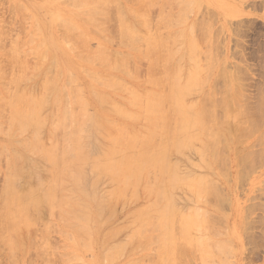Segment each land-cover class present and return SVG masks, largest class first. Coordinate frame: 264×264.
I'll list each match as a JSON object with an SVG mask.
<instances>
[{
    "label": "bare ground",
    "instance_id": "1",
    "mask_svg": "<svg viewBox=\"0 0 264 264\" xmlns=\"http://www.w3.org/2000/svg\"><path fill=\"white\" fill-rule=\"evenodd\" d=\"M169 1L173 2L174 0H169ZM61 2L63 4L68 3V4L72 5L76 12L70 11L68 16H65L63 13H60V14L54 16L56 26L58 27L57 30L60 29L62 31V34L61 33L59 34V36L60 35L62 36V41L59 44V49L63 53V58H64L66 64L73 65L72 66L73 68H77L78 65L83 66V67H84V65H86L89 70H87V71L84 70L85 75L88 77L91 74H93L92 79H93L94 83H92V88H93L92 95H93L94 100L99 105L103 104V106H104V103L109 104L111 101L109 96L105 92L106 87H108V89H109V88H111L109 86L116 85L117 88L124 89V85H122L123 81H121L122 83H120L116 79L114 80L113 79L114 77H111L110 75L105 74L104 76L100 77L98 75L99 74L98 72H97L98 74H95V72H94V71H96L94 69L95 67L98 68L99 71H110L111 68L113 67L114 68L113 71L119 70L123 74L128 73V74L132 75V76L127 75L132 80H138L140 77L139 74H138L139 76H137V74H136L137 72L136 73L133 72V71L138 70L140 68L133 66V68L135 69L134 70L131 67L133 65L132 60H129L128 62H125V60H123V61H121V63H117L116 61L113 60L112 57H110L112 55H110V53L108 52V48L106 47L107 42L103 43L104 46L98 48L97 50L93 51V50L89 49L90 48V40L92 38L97 39V40L105 38V37L101 36V33L104 31L107 32V30H106L107 25L112 20H114V21L111 22L110 27L112 28L113 27L112 25L117 24V28L114 27V29H115V31L118 30V33L121 36V38L123 39V41L126 42V44L128 43L130 45V47L133 48V49L131 48L132 50H134L136 48L135 51L137 50L141 56L149 58L152 66L148 68L149 71L147 70L148 71L147 75L150 72L151 77L148 75L150 78V79L149 78L148 79L151 81V85L153 87L164 86L166 84L165 83L166 80L167 81L169 80L168 82L170 83V85H171V83L173 84L174 82H175V84H173L174 86H173L172 90L168 91V93H167V90L169 89L170 85L169 86L167 85L168 87H164L166 89V91H165L166 93L161 92V93L155 94L154 92H146L144 94L137 95L136 93L132 92V90H130L131 95H133V103L137 107L140 108L141 112H142V108H143L144 112L151 115V118L148 119L150 122L151 128L147 132V134L144 136L143 135H141V136H138V135L129 136L128 135V128H126V127L125 128H119L120 130H117V128L116 129L114 128L115 126L113 125V123H111L110 121H108V122L106 121V113H111L109 111L105 112L107 110L104 111V109H107V108H105V107L102 108L103 106L100 105V107L102 109V112L100 114L95 115V116L89 115L88 108H87L88 102L83 98V95L79 89L80 87L78 88L77 87L78 85L75 86L76 80L72 74H69L66 77V80L69 79V81L67 80L68 85H69L68 90H66L68 85H67V87L64 88V90H63V88H62V90H59L57 88V83H58V80L60 78L58 76L61 75V73L63 72L62 68L60 66V58L59 57H57V58L52 57L55 55L53 54V51L51 49L49 39L45 34L46 32L39 30V28L36 27V25L38 26V22H36V24H34V26H33V28L35 27V29H33V32H31L30 38L25 43L26 47L28 46V44L36 43V45L33 46V50H32L34 55L37 56V60H38V62H36L37 65L34 64V66L36 65V67H33V65H31L30 62H29V64L31 66H29V64L25 65L28 63L26 60L27 58L26 59L24 58L25 64L21 63V61H20L21 57L20 58L18 57L20 60L19 59L16 60L19 52L18 53L17 52L12 53L11 57L9 56L10 54H6V56L8 55V57L13 61V63L16 62V64H17L20 61L19 62L20 64H17L14 68H11L12 66H10L11 61H10V63L7 62L10 64V65H8L9 68H11V69L16 68L17 69V70L15 69L16 70L15 73H12L13 75L11 74L12 78L10 80L11 84L14 85V87H16V88H18V86L20 85V83L22 81L27 82L28 75H29L28 71L30 69H32L30 67H33L35 70L36 69L41 70L46 65L45 62L48 59H50V57H52L51 62L48 64L49 65L48 66L49 71L46 70V73L44 74L43 80L41 81L43 92H42L40 97H35L34 95L32 96L30 93H28L26 91L22 90L23 92L19 93V92H15V90H14V93H12V97L9 95V97H11V99L8 100L7 102H4L5 100L2 97H1L2 98V101H1V98H0V106H2L4 104L5 107L8 106V107H6L7 109L8 108L11 109V110L9 109L10 111L8 110V112H11V114H10L11 117L9 120H10V123L12 124L13 128L10 129V131H8V133L12 136L17 137V136H23L28 131L29 132V139L24 137L17 142V145L21 146V147L20 146L19 147L22 148L23 152L28 153V154L33 153L32 154L33 156L37 155V159L29 160L30 158L29 159L26 158L25 156H23L19 152H17V153L12 152L14 154L13 155L14 156V163L11 164V162H9V170L10 171H9V175H8L4 185L2 186L3 190H2L1 195H2L3 200L1 202L2 204L0 205L1 206L0 207V211H1L0 218H2L0 221V224H2L1 227L4 226L3 228H0V229L3 230L5 228L7 230V232L9 233V234L7 233L9 235L7 237L9 249L11 250V252H14V254H16L18 252L17 250L19 249V247H24V244L22 246H20L19 242L12 237H13V235H16L20 230H23L25 228H26L25 230H28V228H30L32 225L37 223L39 217L42 216V214H43L42 213L43 210H41V209H43L42 208L43 204H47L49 206V208H51L52 210L60 212L62 215L72 214V216L71 215L70 216L72 217L74 222L73 223L71 222L72 223L71 226L69 224L66 227L70 226L71 229L73 228L75 230V232L79 235V241H81L82 239H86V238L90 237L89 236V227H90V223H91L90 204H89V202H86L84 200L85 198L91 199V200H93V202H95V204H96V215L100 219V225H102V227H103V225L107 223V220L105 221L103 219L104 214L108 213V214L112 215L113 212L115 213L116 210H119L118 207H117L118 209L117 208L113 209V206H112L113 200L116 197L117 198H125L129 193L138 197L139 196L138 192L142 188L143 190H145L146 193L154 196L155 205L158 207V210L154 211V212L152 211V212L154 214H156V213H159V214H158V217H154V218L144 217V215L142 216V214H141L139 216V220L141 221L140 223L142 224V225H140L141 226L140 228L141 229L146 228L145 232H154V231H157V229L159 231L160 230L164 231L163 235L165 236V238H163V239L165 240L166 243L168 241H170V243L167 246L170 245L169 248H171V249H168L167 246H164L165 250L168 249V251H166L168 253L164 252V254L165 253L166 254L170 253L169 255L172 254L171 253L172 251L171 252H169V251L172 250L171 245L174 244L175 242H177V244L175 243L176 244L175 248L177 247V245H181V248L184 246L187 249H184V247L182 249L187 251L189 249V247H187V245H185L186 244L185 240H184L185 242L184 241L179 242V239L181 237H178L179 239L176 238L175 241H174L175 237L172 238L173 235H176L177 232L181 231L180 229L178 230V227L180 228V225L175 229L177 231L173 232V235L171 238H170L171 232L169 231V229L174 227V226H177V225H175V223L180 222L183 230L179 233H180V235L182 234L185 238H187L185 236V233L187 234V232L189 231V229L192 228V226L194 227L196 225L195 227H198L197 228L198 230H200V228H201L200 227L201 223L198 225L197 224L198 220L197 221L195 220V218H198L199 213H197V214L193 213V215H197V217L193 216V218H191L188 216V217L180 218V215L178 216V210L175 208V206L172 202V193L177 188L179 189L180 186H183V187L185 186L186 189L188 188V189L193 190V192H195L197 198L200 199L203 197L204 194L208 193V194L212 195L211 191H212V189L214 190V188L212 186H213V184H215V183H213L215 180H213V182H212V179H210V177H208V176L205 177L204 179L209 178L211 180V181L209 180L208 182L209 183L212 182V185L211 184L209 185L208 183H206V185L207 184L208 185L204 186L203 182L205 180L203 181V179H200L199 178L200 175L194 179H189L188 177L180 175L179 171H178V167L174 164L175 160L171 161V159H173L171 156L174 153L177 156H179L180 154H185L187 152L189 153V151H194V152H192V154H195V152H196L198 154V156L199 155L201 156L202 160H200V158H197L198 156H196V157L194 156V158H197V161L200 160L201 164L205 163V164L210 166L209 163L215 164L216 162H218V164L220 166L221 163L222 164L225 163L222 160L226 159L225 160L226 164L229 165V163H228L229 161H228V157H227L228 155H224L225 158L224 159L222 158V154H223L222 150H225L223 152L227 151L226 150L227 147H226L225 143H230V142H240V143L242 142L243 143V141H245V140L252 139L253 142H252L251 146L249 145L250 147L249 146H248L249 148L247 147L246 152L237 158L238 159L237 162L240 164H243V162L249 161L251 159H252V162L255 159H257V160L263 159L264 156H262V155H264V120L262 121V118H260L262 116H257V118H259L258 121H260V119H261V121L258 122V125H259V123H262L263 126L259 127L257 125H254V123H252V121L255 120L254 119L255 117L252 118L251 115L248 113L249 111H251L250 110L251 108L246 109V107H249V105L247 106L246 103L243 104V107H242V108H245L247 110V111L245 110L246 112L243 111L244 109H238L236 113L234 112L231 114L232 105H236L235 107L238 108V102L240 103L241 96L243 95V94H241V96H239L240 95V89H243V88L239 89V87L238 88L234 87L235 89H232L231 85H230V88H228L229 86L226 87V91L224 90V87L222 89L223 91H220V94L222 96L224 95L223 97L221 95H218L219 93L216 92L218 90L215 91L217 93L218 99H217V96L215 98V97H213L212 94L209 93V94H206L207 96L203 97V100L197 104L195 102V104L189 105L185 102V100H184L185 96L190 98L189 96H192V95H190V93H192L193 90H195L196 88L200 87V85L203 82L201 76L199 75V68L197 67L198 57L200 55L199 53L201 52V51L198 52L197 47L198 46L203 47L205 43L203 42V39H201V41H199L200 43L198 42L199 44L195 43L192 34H190L192 37L187 36L186 40H187V44H188V50L186 52H184L183 54H181V58H180L182 60H184V59L186 61L188 60V62H190V64H191V69H190V72L188 74L189 77L187 78L186 81H184L185 84L183 86H180V84H179L181 78L178 80V77H180V74L182 73V68H181V66H178V65L175 68V71L173 70V72H174L173 76H172L174 79L173 81H170V76L166 77L165 76L166 74L164 75V77H166L167 79L166 78L163 79L164 77L160 74L161 78L164 80V84L162 82L163 81L162 79L156 78L159 75L158 76L156 75V77H155V73H159L160 70L162 71L161 73H163L164 71L162 69L166 70L165 66H168L169 64H171L173 57L176 55V51H173L172 47L178 43L175 42L176 44L175 43L171 44L170 43V41L172 40L171 35H170V37L168 36L169 37L168 38V37H166L167 36L166 34H165L166 36L164 35V33L163 34L161 33L162 36L159 37V35H161V34H158L156 36L154 34L143 35V34H141V32H139L138 27H147V26L152 25V24L148 23V19H145L146 15L148 14V11L150 10L148 5L151 4V0H149V1L148 0L138 1V3L135 4L136 6L138 5L137 9L127 8V11H126L125 7L121 4H119V2L117 3L116 0H67V1L63 0ZM156 2H158V1H156ZM156 2H153V5L156 4L155 6H158ZM191 2L192 1H190L189 4H192ZM167 3H168V0H167ZM182 3L183 2H180V4L177 3V4L173 5L174 4V2H173L171 4L168 3V5H170L171 10L173 8L172 11H174L178 7V5H181ZM164 5H162V7ZM187 5L180 7V9H179L180 12L178 11L179 13H176L175 15H177V16L181 15L180 17L183 18L185 15H187V13L190 14L191 13L190 11H192L193 9L192 10L190 9V11L187 12L185 15H184L185 12L184 13L182 12L183 10L187 11V9H188ZM175 6H176V8H175ZM144 8H146V9H144ZM19 9H20V13L24 12L23 7H22V9L21 8H19ZM168 9L169 8L165 9L166 12H164V14H166V13H168V15L170 14L169 12H171V10H168ZM155 10L158 11V9L156 7H154V10L152 9L151 12L153 13V11H155ZM201 11L202 12L204 11L203 7H202ZM181 12H182V14H181ZM149 13H150V11H149ZM160 13L162 14V12H160ZM208 13H209L208 15L211 16V14L213 12H210V10H209ZM204 14L205 15L200 14L201 16L198 15V18H201L202 16L206 17L207 16L206 12ZM129 15H131L133 22L129 20ZM157 15H158V12H157ZM212 15H214V14H212ZM147 18H149V17H147ZM154 18L155 17H151L152 20H154ZM171 20H172V18L170 19V21L169 20H167V21L172 23ZM183 20L184 19H181L178 21H183ZM187 20L185 18V20L183 22H186ZM178 21L177 22L173 21V23L176 22V24H177ZM212 21H214V22L211 23L210 20H208V22H207V20H204L203 23L201 22V25H203V27L207 26V28L205 27V29H204L202 26H200L199 29L202 30V28H203V31H205L204 33H202L203 31L200 32L199 29L197 30V28H198L197 27L196 33H198L197 31H199L200 35L202 33L203 34L202 36L208 37L207 34L210 32V30H208V28L209 27L211 28V26H213L212 24L215 23V19L213 18ZM158 22L159 21L155 22V25H157L156 27L159 26V28H163L169 24L168 22H167V24H165V21H164V23H162V21H161V23L160 22L158 23ZM183 22H181V24L180 23H178V24L180 26H182V25H184V24H182ZM114 23H116V24H114ZM156 23H158L159 25ZM160 24L161 25L163 24L162 27L160 26ZM155 25H153L152 27H154ZM196 26H197V24H196ZM84 27L88 28V31L90 32V33L88 32L89 33L88 35L89 36L91 35L90 37H87V35H86V29L87 28H84ZM2 28L3 27L1 26V30H4ZM111 28H109V31L113 30ZM167 28L169 29L171 27L167 26ZM190 28L191 29L193 28L192 24H190V27L188 28V30ZM60 30L58 32H60ZM83 30H84V32H83ZM156 30L157 29H155V32H156ZM216 30H217V28H216ZM4 31H0V32L1 33L3 32L2 34H4ZM150 31H152V30H150ZM206 31H209V32L207 33ZM175 32H179V31L177 30ZM175 32H174V34H177ZM181 32H183V30L180 31V33ZM213 32L216 34L215 30ZM112 33H113V31H112ZM214 33H213V35H215ZM5 34H6V32H5ZM6 35H4V38L2 37L3 39L1 38L2 35L0 36V40L3 41L2 43L5 42L4 40H6L5 39ZM109 35H112V34H110V32H109ZM181 35L182 34L177 35V38L179 36L181 37ZM8 36H10V35H8ZM200 38H198V39H200ZM72 39L73 40L75 39L77 41V43L75 45L71 44V43H67V42L73 41ZM173 39H174V37H173ZM213 39H215V38H213ZM196 40H197V38H196ZM14 41L16 42V40H13L10 42L11 43L10 45H12V47H13V44L15 45ZM173 41H175V40H172V42ZM124 42H120V43L123 44ZM213 42H214V44H216L215 43L216 40H214ZM120 43L118 45H120ZM219 43L220 42H218V44ZM65 44L66 45L70 44V45H74V46L70 47V45H69V48H67ZM126 44L120 45V46L129 47L128 44L127 45ZM179 44H181V43L179 42ZM208 44L209 43H207L208 48H206L207 46L205 47L206 53L203 52V56L204 55L208 56L210 54V52L208 50H206V49H209L210 44L209 45ZM214 44H213V46H214ZM22 45L24 48V46H25L24 43ZM2 46L3 45L0 46V50H1V48H3L5 51L6 48H4V46L3 47ZM17 46H19V45L18 44L16 45V49H17ZM182 46H183V44L180 47H182ZM213 46H212V48H213ZM143 47H144V49H143ZM180 47L177 45V49L178 48L180 49ZM214 48H215V46H214ZM131 49H129V50H131ZM216 49H217V51H216ZM216 49L214 51L215 54L213 53L214 56H212V59L214 58V60L216 59L215 56L218 59L221 57V55L218 53V49H220V47L217 46ZM9 50L7 51L8 53H9ZM181 50H182V48H181ZM7 52H5V53H7ZM84 52H85V54H84ZM216 52L220 56H217ZM33 53L30 54V56L33 55ZM26 54H27V52H26ZM126 55L128 57H130L128 54H126ZM20 56H21V54H20ZM33 57H35V56H33ZM116 58H118V56H116ZM2 60H1V63L3 62ZM208 60H209L208 58H206V60H205V65H207V66H208V64H206V63L208 62ZM213 61H211V62L213 63ZM216 61H217V59H216ZM216 61L212 64V66L215 67ZM4 62H5V60H4ZM178 62L179 61L176 60V64H178ZM125 63H129V66H127V64L125 65ZM143 63L138 62V64H140V65ZM114 64L116 67L114 66ZM161 64L164 65L163 68H162ZM190 64H189V66H190ZM18 65H21L23 67L20 68V66H18ZM124 65H125V67H124ZM4 66L6 67L7 65H3L1 67H4ZM147 66H150V63L149 64L147 63ZM160 66H161V69L159 70L158 68H160ZM5 67H4V69H5ZM128 67H129V69H128ZM130 67L132 68L131 71H130ZM219 67H220L221 71L219 69L218 72L220 74L218 73V75H220V77L223 78L224 69L222 70V68H221L222 66H219ZM7 68H6V71L8 73L9 72L11 73L12 71L7 70ZM145 68H147V67H145ZM209 68H210V66H209ZM226 68H227V66H226ZM18 69L20 71L19 73H17ZM127 69L129 70L130 73L126 71ZM1 70H3V68L0 69V77L2 76L4 78L5 75H3V74H7V72L4 71V72H6V73H4ZM140 70H138V73H140L139 72ZM51 71L55 72V75H51V73H52ZM168 71H170V70H168ZM222 71H223V73H222ZM132 72L135 73L136 75L133 74ZM230 72L231 71L229 70V76H230ZM210 73H213V70L210 71L209 74ZM233 73L235 74V72H233ZM221 74H222V76H221ZM237 74L239 75V73H237ZM205 75H206V73H205ZM8 76H9V74H8ZM146 76H145V78H146ZM217 76L215 78H217ZM7 77L5 76L4 79H7ZM210 77H211L210 75H209V77L207 76L205 81L207 79L210 80L209 79ZM220 77H218V78H220ZM238 78H236V79H238ZM149 80H147V81H149ZM208 80L204 83V85H206ZM214 81H213V83H214ZM217 84H219V83H217ZM12 85H10V86H12ZM4 86H6V85H3V87ZM4 88H7V87H4ZM114 88L115 87H112V90ZM128 88H129V86L127 87V90H129ZM9 89H11V87ZM116 89L114 91H119V89L118 90H116ZM157 89L160 90L161 87L157 88ZM121 90H120V92H121ZM221 92H223V93L225 92V94H222ZM262 93H264V89H263V92H261V94ZM122 94H124V93H122ZM219 96H221V98ZM263 96L264 95H260L258 100H260V99L261 100L259 101L258 104L256 103L257 105L255 104V107L260 106L259 104L261 101L263 102V99H264ZM242 97L245 98V95ZM119 99H120V97H119ZM245 100L248 103L247 99H245ZM126 101H129V100H126ZM190 101H189V103H190ZM130 103L128 102V104H130ZM115 104H117V103H115ZM141 104H143V107ZM47 105L52 106V113L50 112L51 115L48 118L44 117L42 114L43 109H46L45 107H47ZM4 106H2V107H4ZM108 106H106V107H108ZM263 106L264 105H262L261 107H263ZM111 108H113V107L109 106V109H111ZM217 108H220V109H217ZM1 109H3V108L0 107L1 114H2V112H4V115L6 116L7 109H6V111L4 109L3 110H1ZM113 109H114V112L118 113V114L114 113L115 115H119V116H123V117H133V115L130 112H128V110L121 109L119 107H114ZM257 109H259V108H257ZM217 110L218 111L220 110L219 112H221V113L223 111L222 114L223 115L225 114L223 120H221V118H220V117H222V116H220L222 114L220 113V115H219ZM110 111H112V110H110ZM230 114L232 117L233 116L237 117V123L230 122L231 121L230 120ZM262 114L264 116V113H262ZM2 116H0L1 119H3V117H4V116L3 117ZM8 117H7V120H8ZM257 118H256V120H257ZM137 119H139V121ZM140 119H141V117H136V121L140 122ZM245 119L248 122H246ZM252 119H254V120H252ZM48 120L51 121L49 134H50L51 139L53 140V144L50 147L45 146L42 143V141L40 140V137L42 136L40 134V132L42 131L43 127H45ZM132 122H135V121H132ZM114 124H115V121H114ZM252 124L254 126H257L259 129H256L257 127H255V129H254ZM140 128H142V127L140 126ZM0 129H2V128H0ZM143 129H145V127H143ZM220 129H221V131H220ZM6 132H7V130H6ZM60 138H62V139L60 140ZM91 139H93V144L94 145L96 144V146H93V144L92 145L90 144ZM197 144H199V147H197ZM89 145L93 146L95 149L97 148L96 151L95 150L93 151L92 150L93 147H91V146L89 147ZM236 147H239V144H237ZM256 147L258 148L257 150H255ZM240 148H238V149H240ZM242 149H245V147ZM239 151L235 152V154L237 155V153H239ZM5 155H6V153H5ZM0 156H3V155H0ZM7 156H8V153H7ZM258 156H259V159H258ZM180 157L182 158L181 155H180ZM0 158H3V157H0ZM184 158L186 159L187 157L184 156ZM174 159H175V157H174ZM185 159H184V162H185ZM1 160L2 159H0L1 163H5L4 160H3L4 162ZM177 160H179V159H177ZM193 160H196V159H193ZM6 161L8 162V160H6ZM186 162H187V160H186ZM177 164H178V162H177ZM185 164H187V163H185ZM192 164L196 165V166L195 165L192 166L193 170L191 172L193 174L194 170H196L197 167H198V169L201 168V166H198L196 161H195V163L193 161ZM218 164L216 166H218ZM245 165L248 168V170L253 169L252 168L253 164L252 165L251 164H248V165L245 164ZM260 165L261 164H259V166L254 165L253 167H254V169H256V167L258 168V167L262 166V165L261 166ZM249 166H250V169H249ZM44 167H47V169L49 171V172L47 171V173H50V175H51L50 178L44 177V170H46V169H44ZM195 167H196V169H195ZM220 168H224V167L221 166ZM242 168H244V170L247 169V168H245V166H241L240 169H242ZM5 169H7V168H4V170ZM183 169L185 170L186 168H183ZM207 169H211V168L210 167L208 168V166H207ZM228 169H229L228 167H227V169H225L227 174H229L227 171ZM199 170L203 171L202 168ZM244 170H242V173L238 172V173H240L239 178L241 177V174H242V176L244 174H246V172H244ZM211 171H213V170L211 169ZM5 172H6V170H5ZM188 172L191 174V172L189 170H188ZM6 174H7V172H6ZM194 176L195 175L193 174V177ZM106 177L110 178L113 183L118 185V188L114 191V193H112L113 187L111 188L112 191L109 189L111 192H109L106 189H104L106 191L101 189L102 192L104 191L103 194L105 196L103 195V197L98 198L97 197V191H98L97 188L99 186V183H101L100 181ZM241 178H244V177H241ZM225 180H226V178H225ZM247 180H248V178H247ZM89 181H90L91 185H90ZM206 181H207V179H206ZM68 183L72 184V187L74 188V190L72 192L69 191L72 187L65 188L66 184H68ZM82 183H84L86 186L89 185L88 189H90V186H91L90 190H92L91 191L92 195H89L87 193V191L81 187ZM105 183L106 182L101 183V184L103 185ZM102 185L99 188L103 187ZM219 187L221 188V186H219ZM219 187H215V188L220 189ZM181 190H182V188H181ZM107 191H108V195H107ZM178 191L180 192V189ZM215 191H213V192H215L216 194H217V191L219 192V190H215ZM99 192H100V189H99ZM183 193L188 195L189 192L187 193V191L185 192L183 190ZM100 194H101V192H100ZM215 195L213 197L208 196L209 198H207V197H203V198H207L205 200L210 202V198L213 199L215 197ZM217 195L219 196L220 193ZM217 195H216V197H218ZM226 195H227V193H226ZM226 195H225V197H226ZM174 196H176V195L174 194ZM192 196H194V195H192ZM192 196H191V201H192ZM89 197H91V198H89ZM225 197H223V195H222L221 198H224L223 200H225L226 199ZM150 198H151V196H150ZM150 198H149V200H151ZM197 198L195 200H197ZM219 199H218V203H219ZM223 200L221 202H223ZM206 201H205V203H208ZM213 201L215 202V200H213ZM177 202H179V200ZM194 202H196V201H194ZM197 202H199V201L197 200ZM221 202H220V204H221ZM209 204H212V203L210 202ZM142 205L143 204L140 203L138 205V207L139 208H140V206L144 207ZM200 205H201V203H200ZM213 205H211V206H213ZM124 206H122V207L120 206V207L123 208ZM114 207H116V206H114ZM131 208H132V206H131ZM213 208L214 207H212L211 209H213ZM140 209L137 210V208H136L137 211H140ZM195 209H197V208H195ZM182 210H184V209H182ZM192 210H193V208H192ZM48 211L50 212L51 210L48 209ZM49 212H48V215H50ZM2 213H3V215H1ZM118 213H119V211H118ZM131 213H134V212L132 211ZM136 213L137 212H135L134 215ZM200 213H202V215L204 216L203 211ZM149 214H151V212H149ZM207 214H209V213H207ZM187 215H189V214H187ZM205 215H206V213H205ZM177 217H178V219H177ZM215 217H216V215H215ZM215 217H208V218H210V220H211V218H213L211 220L212 222L207 217L206 218L213 225V224H215V223H213L214 220L216 219ZM101 219H103V220H101ZM217 219H219V217ZM4 220L6 221L5 224L2 223V221L4 222ZM120 221H118V222L120 223ZM201 221L204 222L205 220H201ZM206 222H208V221H206ZM218 223H219V221H218ZM52 224L53 223H51L50 226ZM65 224H67V222ZM208 224L207 225L202 224V225L207 227V226H209ZM221 224H223V223H221ZM36 225H37V227L35 228L36 230L39 226H42L41 228L40 227L38 228V230H37L38 232L41 230L42 232L44 231L43 233L46 234L45 231L51 230L50 231L51 233H52V229H53V232L55 231L54 230L55 229L54 224H53L54 226L52 225V227H53L52 229L50 226H49L50 228L48 227L49 230H47V228H45L46 226H44V224L40 225V223H38ZM92 226H93V224H92ZM120 226H122V225H119V227ZM123 226H125V225H123ZM119 227L111 229V231L113 230L112 232L106 231L105 233L111 234V233L115 232L114 230L122 228V227L121 228H119ZM206 227H205V229H206ZM212 227H214V225ZM216 227H217V225H216ZM149 228H152V230L148 231V230H150ZM223 228H221V229H223ZM57 229L58 228H56V230ZM126 229H128V228H126ZM154 229H156V230H154ZM165 230H168V232H170V233L166 232ZM143 231L144 230H142L141 232L143 233ZM213 231H216V230H213ZM223 231H224V229H223ZM58 232L55 231V233H58ZM61 232H59V233L61 234ZM192 232H193V230H192ZM196 232L197 231H195L193 234H195ZM3 233H2V231H0V235L1 234L3 235ZM105 233H103V236L106 235ZM197 235H199V233ZM67 236L68 235L65 234L66 238H67ZM134 236H136V235H134ZM213 236L216 237L215 234H213ZM218 236L220 237V235H218ZM2 237H3V239H0V242L2 240V244H4L3 246L5 247V243H3V242H5V240H4L5 237H4V235ZM19 237L21 238V236H19ZM70 237H71V235H70ZM154 237L153 238L147 237V238H150V240L154 242L156 240ZM190 237L193 239H196V240L195 241L193 239L191 240ZM190 237H189V239L187 238L190 242H196L197 243L198 241L202 240V239H200L197 241L198 238L196 236L195 237L190 236ZM204 237H201V238H204ZM68 238H69V236H68ZM147 238L143 237L142 239H144V241H145V239L148 240ZM32 239H31V241H32ZM38 239L41 240L40 238H38ZM38 239H35V240L33 239V241L38 243L37 242V241H39ZM71 239H72V237H71ZM108 239H109V237L105 236V238L103 240L104 245H106ZM131 239L133 240V238H131ZM20 240H22V239H20ZM150 240H148V241H150ZM157 240H158V242L160 241V239H157ZM172 240L174 241L173 243H172ZM33 241L30 242V244H32ZM83 241H84V243H83V245H81V247L83 249L86 248L87 250H90V245L88 247L89 249L86 246L84 247V245H88L89 239L88 240L86 239ZM140 241L138 243L139 245L142 243ZM214 241L216 242V240H214ZM214 241H211V242H214ZM161 242H163V241L161 240ZM202 242L204 243V241H202ZM217 242L220 245L219 246V245H217L218 243H215V245H217V248L214 247V250H216L217 252L213 251V245H210L211 247L210 246L209 247L211 249V252L218 254L219 252L222 253V250H223V253L225 251V254L226 255L228 254L230 256L231 253L229 254L230 250H227V246L231 247V245H227L225 247L222 246L224 243L229 244L230 242L227 243L228 242L227 240L225 242L222 241L223 243L222 242L220 243V241H217ZM21 243H24V242L21 241ZM39 243L44 245L43 242H41V241H39ZM39 243H38V245H39ZM49 243H45L46 245H44V246H42V245L38 246L37 245L38 247H41V248L43 247L42 249L45 250L46 256H49L48 252H50V251H51L50 255L55 254L53 249H52L53 247L50 246L51 243L50 244ZM70 243L75 245L72 240L70 241ZM79 243H81V242H79ZM116 243H118V241ZM182 243H184V245ZM198 243H201V242H198ZM33 244H32L33 246H29L30 249H31V247H32V249H33V247H35V248L37 247L35 243H33ZM47 244H49V245H47ZM211 244H214V243H211ZM116 245L118 247L121 246L118 249L119 251L121 249H123L122 245L127 246L125 243L122 244V242H120V244L118 243ZM139 245L135 244V246H139ZM112 246H114V244ZM112 246H111V248H113ZM135 246H134V248H132L133 250L135 249ZM148 246H150V245H148ZM192 246H193V244H192ZM221 246L223 248H221ZM60 247H61V249H62V247L65 248V245H62ZM66 247L68 248L69 246H66ZM155 247H156V249L152 248V250H158L159 251L160 249H157V248H160L161 246L160 247L155 246ZM202 247L207 248L208 246H206V247L202 246ZM202 247H199V249H198V246L197 247L195 245L193 246L195 251H197L196 252L197 253V259H201V257L199 255L202 253V251H201ZM218 247H220L219 249H221V251L219 250V252L217 250ZM230 247H228V249ZM41 248H38L39 253L37 251L38 249L36 248V250L34 251L35 256L30 251V256H31V254L34 256V257L31 256L33 258H35L38 254H41V256L42 255L44 256V250H42ZM108 248H109V246H108ZM114 248L116 249V247H114ZM148 248L144 249V250L142 249V251L148 250ZM162 248L163 247H161V249ZM46 249H48V250L52 249V250L48 251ZM113 249H111V250H113ZM164 249H163V251H164ZM173 249H174V247H173ZM176 249H174L175 253H177V252L179 253V251H177V250H181L180 246H179V249H177V250ZM4 250H5V248H4ZM226 250H227V252H226ZM186 251H184L182 253L183 255H181V256L175 255L174 259L177 260V258L178 259H179V257L182 258L185 255L187 256V258L190 257L189 256L190 254L188 255ZM21 252H23V250ZM46 252L48 255L46 254ZM120 252H123V250ZM131 252L132 251L130 250L129 253H131ZM185 252H186V254H185ZM198 252H199V254H198ZM105 253H104V256H106L108 254V253H106V255H105ZM110 253L112 254V252H110ZM190 253L192 255L194 254L192 249H191ZM203 253L201 254V256L203 255ZM58 254L56 256H53V257L58 258ZM113 254L115 255V253H113ZM113 254L111 256L112 261L114 258ZM11 255H10V258H12ZM16 255H15V257L17 258ZM156 255L163 259V256H160L159 253ZM59 256L64 257L61 254H59ZM68 256L69 255H67V257ZM108 256H110V255L108 254L106 256L109 259ZM165 256L166 255H164V257ZM194 256H192V257H194ZM198 256H199V258H198ZM15 257H14V259H15ZM31 257H29V254H28V258L31 259ZM75 257L79 258L77 256H75ZM151 257L155 258V254L150 256V258L146 257V260H147V258H148V261L152 260ZM33 258H32V261L26 259L27 262L29 261L27 264H33V262L35 260V259L33 260ZM70 258L73 260L68 258V259L64 260L63 262L70 263V261H74L76 259V258H72V257H70ZM49 259L42 261V262H44L45 264H48V263L52 264V262L54 263V261L57 260V259H54V261L52 260L49 262L48 261ZM60 259H58V262ZM111 259H109V260H111ZM138 259L140 260V258H138ZM157 259L160 260V258H157ZM164 259H163L164 262L156 260V263L159 261L158 263L161 262V264H169V263H171V261H173V260H171L172 257L167 258V260L166 259L164 260ZM184 259H185V257H184ZM190 259L191 258H189L188 260H190ZM204 259H206V258H204ZM207 259H206V262L205 261L204 262L210 263L211 260L208 261ZM220 259H223V258L221 257ZM9 260H11V259H9ZM80 260H81V258H80ZM117 260H118V258H117ZM134 260H135V258H134ZM134 260L132 259L129 262L134 261ZM141 260H142V257H141ZM146 260H144V261H146ZM17 261L18 262L20 261L19 257H18ZM60 261H62V259ZM115 261H116V259H115ZM136 261L137 260H135L134 262H136ZM165 261H169V262H165ZM199 261L196 260V262H199ZM218 261H219V259H218ZM11 262L12 261H10V264H16L14 262V260L12 263ZM76 262H78V261H76ZM200 262H201V264L203 263V261H200ZM212 262H215V261H212ZM38 263H40V262H38ZM105 263L107 264L108 260H107V262L105 261ZM110 263L111 262H109V264ZM219 263H222V260H220ZM223 263H226V262H223ZM147 264H149V263L147 262ZM152 264H155V262ZM214 264H217V263L215 262Z\"/></svg>",
    "mask_w": 264,
    "mask_h": 264
},
{
    "label": "rangeland",
    "instance_id": "2",
    "mask_svg": "<svg viewBox=\"0 0 264 264\" xmlns=\"http://www.w3.org/2000/svg\"><path fill=\"white\" fill-rule=\"evenodd\" d=\"M61 1H63V0H0V31L5 30L4 34H2L3 32L2 33L0 32V36L2 35L1 38L2 37L4 38V35L7 34L5 36L6 40H4L5 41L4 43H2L3 41L0 40V46L3 45L4 48H6V49L9 47L7 50L5 49V51L3 48H1V50H0V59L1 60L3 59L2 63L0 60V65L1 66L7 65L6 67L4 66L5 69H4V67L0 66V69L3 68V70H1L2 72L6 71V68L8 67V65H10L9 64L10 61H11L10 66H12L11 68H14L17 64H20L19 63L20 61L22 64H25L24 58L25 59L27 58L26 60L28 62L25 65H28L30 62V64L33 65V67H36V65H37L36 62H38V60H37V56L34 55V53L32 51L33 46H35L36 43H31V44L27 43L28 44L27 47H26L25 43L30 38L31 32H33V29H35V27L33 28L34 24H36V22H38V26L36 25V27H38L39 30H41V31H45L46 32L45 34L49 39L51 49L53 51V54L55 55L52 57H55V58L59 57L60 58V66H61L63 72L61 73V75L58 76L60 78H59L58 83H57V88L59 90H62V88H63V90H64V88L67 87L68 81H69V79H67L68 81L66 80V77L69 74H72L76 80L75 86L78 85L77 87L78 88L80 87L79 89L83 95V98L88 102L87 108H88L89 115L95 116V115H98L102 112L100 105L103 106V104L99 105L93 98V95H92V90H93L92 83H94L93 79H92L93 74H91L88 77L85 75L84 70H86V71L89 70L86 65H84V67L78 65L77 68H73L72 67L73 65L66 64L65 60L63 58V53L59 49V44L62 41V36L61 35L59 36V34L60 33L62 34V31L60 29L57 30L58 27L56 26L54 16H56L60 13H63L65 16H68L70 11H75L74 7L72 5H70L68 3L63 4ZM138 1H143V0H137V1L136 0H127V1L126 0H116L117 3L119 2V4H121L125 7L126 11H127V8L137 9L138 5L136 6L135 4H137ZM156 1H158L159 3ZM190 1H192L191 2L192 4H189ZM153 2H156L158 6H155L156 4L153 5ZM173 2H174L173 5H175L177 3L180 4V2H183V3L181 5H178L177 8H176V6H177L176 5L175 6L176 10L172 11L173 8L171 10V8H170L171 6L168 5V3L171 4ZM173 2H171L169 0H168V3H167V0H151L152 5L151 4L148 5L149 9H150V10L149 9L148 10L150 11L151 14L147 10L148 14L146 15L145 19H148V23L152 24V25L147 26V27H138L139 32H141V34H143V35L154 34L156 36L158 34L164 33V35L165 34L167 35V36L165 35L166 37H168V36L170 37V35H171L172 40H175L173 42L171 40L170 41L171 44H174L175 42L178 43V44L175 43L176 45H174L172 47V50L176 51V55L173 57L171 64H169L168 66H165L166 70L162 69L164 71L163 73H161L162 71L160 70L161 66H160V68H158L159 67L158 66L157 68L160 71H159V73H155V77H156V75L157 76L159 75L156 78L162 79L160 74L163 77L166 74L165 76L166 77L170 76V81H173L174 80L172 77L173 73H174L173 70L175 71V68L178 65V66H181V68H182V73L180 74V77H178V80L181 78L179 84H180V86H183L185 84L184 81H186L187 78L189 77L188 74H189L190 69H191V64H190V62H188V60L186 61L185 59L184 60L180 59L181 54H183L184 52H186L188 50V44H187V40H186L187 36H190V37L193 36L195 43H198L199 41H201V39H203V42L205 43L204 46L201 44L203 47H199V46L197 47L198 52L201 51L199 53L200 55L198 57L197 67L199 68V75L201 76L203 82L200 85V87L196 88L195 90H193L192 93H190V95H192V96H189L190 98L185 96V99H184L185 102L189 105L195 104V102L197 104L203 100V97L207 96L206 94H209V93L212 94L213 97L216 98L217 93H219L218 95H221L220 91H223L222 90L223 87H224V90L226 91V87L229 86L228 88H230V85H231L232 89H235L234 87H236V88L239 87V89L243 88V89H240V95L239 96H241V94H243L242 96L245 95V98L241 96L240 103L238 102V108L235 107L236 105H232L231 114L234 112L236 113L238 109H244L243 111L246 112L247 108L248 109L251 108L250 109L251 111L248 112L251 115V117L252 118L255 117L254 119L256 120L257 116H262L260 118H262V121H263L264 116L262 113H264V106L263 107H261V106L264 105V99H263L264 96H263V98L261 97L263 99V102L262 101L260 102V104H259L260 106L255 107V104L256 103L258 104L259 101L261 100V99L258 100L260 95H264V93L261 94V92H263V89H264V0H176V1L174 0ZM162 5H164L163 6L164 8L166 7V8H169L168 10H171V12L168 11L171 15L170 14L168 15V13L164 14V12H166V10H165L166 8L164 9L162 7ZM184 5L188 6L187 11H184V10L182 11L183 13L185 12L184 15L187 12H189L190 9L191 10L193 9L192 11H190L191 13L190 14L187 13V15H185V16L183 15L184 16L183 18L180 17L181 15L180 16L175 15L176 13L180 12L179 11L180 7H183ZM21 6L24 8V10H23L24 14L22 12H21L22 14L20 13L19 8L22 9ZM154 7H156L158 9V11L155 10L156 12L153 11V13H152L151 10L152 9L154 10ZM202 7L204 9L203 12L201 11ZM144 9H146V8H144ZM209 10H210V12H213L212 14H214V15L211 14V16H209L208 15ZM157 12H158V15H157ZM160 12H162V14ZM182 12H181V14H182ZM205 12L207 15L206 17L202 16L201 18H198V15H200V14L205 15L204 14ZM147 17H149V18H147ZM151 17H155L154 20H152ZM171 18L173 21H176V22L178 20H181V19L185 20V18H186V20L187 19L188 20L186 22H183L184 20L178 21V23L181 24V22H183L182 24H184V25L180 26L178 23H177L178 24L177 25L176 22L173 23L172 20H171L172 23L167 21V20L170 21ZM211 18L215 19V23L212 24L213 26H211V28L210 27L208 28V30H210V32L206 31L207 33L209 32L210 34L209 33L207 34L208 37L202 36L203 35L202 33L205 32V31H203V28L205 29V27L207 28V26L203 27V25H201V22L203 23L204 20H207V22H208V20H210L212 23L214 21H212ZM129 20L133 22L131 15H129ZM113 21L114 20H112L108 23L107 28H106L107 32L104 31L101 33V36L105 37V38L100 39V40L92 38L90 40V48L89 49H91L93 51L97 50L98 48L104 46L103 43L107 42L106 47L108 48V52L110 53V55H112L110 57H112L114 61H116L117 63H121V61H123V60H125V62L132 60L133 65L131 67L133 68V66H135V67L140 68L141 70L138 68L137 69L140 70L139 72L141 74L138 73V70H135L133 68L135 70L133 72H135V73L137 72L136 73L137 76L140 75V77H139V79L137 78L138 80H132V79H130V77L127 76L130 74H128V73L123 74L119 70L113 71V69H114L113 67L111 68L110 71H99V69L95 67L94 68L96 70V71H94L95 74L99 73L98 75L100 77L104 76L105 74L110 75L111 77H114L113 78L114 80L116 79L120 83H122L121 81H123L122 85H124V89L121 88L122 90L120 88H117L116 85L109 86V87H111L109 89H108V87H106L105 92L109 96L111 101L109 104L104 103V106L102 108H104V107L107 108V109H104V111L107 110L105 112H108V111L111 112V113H106V121L107 122L110 121L111 123H113V125L115 126L114 127L115 129L117 128V130H120L119 128H125L126 127V128H128V135L129 136H134V135H138V136L143 135L144 136L147 134V132L151 128L150 122L148 120L149 118H151V115L144 112L143 108H142V112H143L142 113L140 108L137 107L133 103V95H131L130 90H132V92L136 93L137 95L144 94L146 92H154L155 94L161 93V92L164 93L166 91V89L164 87H168L170 85V83L168 82L169 80L168 81L166 80L165 81L166 84L164 86L153 87L151 85V81L149 80L150 79L149 78L150 72L148 73L149 76L147 75V72L149 71L148 68L152 66L149 58L141 56L137 50H136L137 52L135 51L136 48L134 50H132L133 48L130 47V45L128 43L127 44L129 47L120 46V45L126 44V42L123 41V39L121 38V36L118 33V30H116L117 32L115 31L114 27L117 28L116 23H114L116 25H112L113 26L112 28L110 27V24ZM157 21H159L160 23H161V21H162V23H164V21H165V24H167V22L169 24L163 28H159V26L156 27L157 25H155V22H157ZM158 23H156V24H158ZM189 23L193 25V28L192 29L190 28L188 30V28L190 27ZM196 24H197V26H196ZM153 25H155L154 26L155 28L152 27ZM162 25L160 24L161 27H162ZM1 26L3 27L2 29H4V30H1ZM167 26H169L171 28L168 29ZM200 26L203 27L202 30L199 29ZM84 28H87V27H84ZM109 28H111L113 30L109 31ZM196 28H197V30L199 29L200 32L203 31L201 33V35H200L199 31H197L198 33H196ZM216 28H217V30H216ZM155 29L158 30V31L156 30L157 33L155 32ZM59 30H60V32H58ZM150 30H152V31H150ZM177 30L179 32H175ZM182 30H183V32L180 33V31H182ZM214 30H215L217 35L213 32ZM112 31H113V33H112ZM5 32H6V34H5ZM83 32H84V30H83ZM88 32L89 31L87 28L86 29V35H87V37H90L91 35L90 36L88 35L90 32L89 33ZM109 32L112 35H109ZM174 32L177 34H174ZM179 33L182 35H181V37L179 36L177 38V35H180ZM213 33L215 35H213ZM162 34L159 35V37L162 36ZM190 34H192V36ZM8 35H10V36H8ZM173 37H174V39H173ZM212 37L215 39H213ZM196 38L198 41L196 40ZM198 38H200V39H198ZM75 39L74 40L72 39L73 41H70L67 43H71V44L75 45L77 43V41ZM13 40H16V42L14 41L15 45L13 44V47H12V45H10L11 44L10 42ZM212 40L213 41L216 40V42H215L216 44H214V42ZM120 42H124V43L121 44ZM179 42L181 44H179ZM218 42H220V43L218 44ZM23 43L25 45L24 48L22 45ZM119 43H120V45H118ZM207 43L210 44V46H209L210 50L209 49H206V50H208L210 52V54L209 55L207 54L208 56H206V55L203 56V52H205V47L207 46ZM17 44L19 46H17V49H16ZM182 44H183V46L180 47ZM213 44H214L215 48H214ZM69 45L67 44L66 47L69 48ZM74 45H70V47H72ZM177 45L180 47V49L179 48L177 49ZM216 45L218 47H220V49H218V53L221 55V57L219 59L215 56V58L217 59L218 62L216 61V59L215 60H214V58L212 59V56H214V54H215L214 51L217 47ZM212 46H213V48H212ZM181 48L183 51L181 50ZM206 48H208V46ZM129 49H131V50H129ZM143 49H144V47H143ZM8 50H9V53L7 52ZM216 51H217V49H216ZM5 52H7V53H5ZM15 52H17V53L19 52L16 60H18L21 57L20 58L21 60L19 59L20 61L17 64H16V62L13 63V61L8 57V55L6 56V54H10L9 56L11 57L12 53H15ZM26 52H27V54H26ZM32 53H33V55L30 56V54H32ZM218 53L216 55L220 56ZM20 54H21V56H20ZM84 54H85V52H84ZM114 54L116 56H118V58H116V56ZM126 54H128L130 57H128ZM33 56H35V57H33ZM52 57H50V59H48L45 62L46 65L41 70L40 69L35 70L33 67H30L32 69H30L28 71L29 75H28L27 82L22 81L20 83V85L18 86V88L14 87V85H12L10 82V80L12 78L11 74L15 73V71L17 69L15 68L16 69L15 70V69H11L8 67L9 69L7 68V70H9V71L11 70L12 72L8 73L6 71L7 74H3L6 77L9 74L7 79H4L5 76H4V78L2 76L0 77V98L2 97L5 100L4 102H7L8 100L11 99L12 93H14V90H15V92H19V93L26 91V92L30 93L32 96L34 95L35 97H40L42 92H43L41 81L43 80V77H44V74L46 73V70L49 71V67H48L49 65L48 64L51 62ZM206 58L209 59L208 62L206 63V64H208V66L205 65ZM4 60L6 63L4 62ZM176 60L179 61L178 64H176ZM211 61H213V63L216 61L215 67L212 66L213 63ZM7 62H9V63H7ZM138 62H140V63L144 62V63L140 65V64H138ZM147 63L148 64L150 63V66H147ZM30 64H29V66H31ZM34 64H36V65L34 66ZM126 64H127V66H129V63H125V65ZM189 64H190V66H189ZM21 65H18V66H20V68H21V67H23ZM125 65H124V67H125ZM161 65L163 68L164 65L163 64H161ZM114 66H115V64H114ZM209 66H210V68H209ZM219 66H222L221 67L222 70L224 69V73L222 71V73L224 75L223 78H221L220 75H218V73H219L218 71L220 69ZM226 66H227V68H226ZM131 67H130V71L132 69ZM145 67H147V68H145ZM128 69H129V67H128ZM128 69L126 70L127 72H129ZM228 69L231 71L230 76H229V70ZM168 70H170V71H168ZM212 70H213V73L209 74V72ZM220 71H221V69H220ZM6 72H4V73H6ZM19 72L20 71L18 69L17 73H19ZM51 72H52L51 75H55V72H53V71H51ZM233 72H235V74ZM135 73H133V74H135ZM205 73H206V75H205ZM237 73H239V75ZM208 74L211 76L209 78L210 80L207 79L208 82L206 83V85H204V83L207 81V80L205 81L206 77L207 76L209 77ZM130 76H132V75H130ZM145 76H146V78H145ZM216 76H217V78H215ZM221 76H222V74H221ZM166 77H164L163 79H165ZM218 77H220V78H218ZM236 78H238V79H236ZM147 80H149V81H147ZM213 81H214V83H213ZM162 82L164 84V80ZM217 83H219V84H217ZM173 84H175V82ZM173 84L171 83V85L169 86L170 90L168 89L167 93H168V91L172 90V88L174 86ZM3 85H6L4 87H7V88H4ZM10 85H12L13 87ZM128 86H129V88H128L129 90H127ZM10 87H11V89H9ZM112 87H115V88L112 90ZM160 87H161L160 90L157 89ZM68 88H69V85H68L66 90H68ZM115 89L116 90L119 89V91H114ZM120 90H121V92H120ZM216 90H218V91H216ZM122 93H124V94H122ZM221 93L225 94V92L224 93L221 92ZM9 95L11 97H9ZM221 96H219V97L221 98ZM119 97H120V99H119ZM2 98H1V101H2ZM217 99H218V96H217ZM245 99H247L248 103L246 102ZM126 100H129V101H126ZM189 101H190V103H189ZM128 102L129 103L131 102V103L128 104ZM115 103H117V104H115ZM245 103L247 106L249 105V107H246V109L242 108L243 104H245ZM108 105L110 107H113V108L119 107L121 109L128 110V112H130L133 115V117H123V116L115 115L114 113H116V112H114V109L113 108L109 109ZM141 105L143 107V104H141ZM2 106H4V104ZM2 106H0V107L6 111V109H7L6 107H8V106H6V107L4 106L6 109ZM106 106H108V107H106ZM45 108L46 109H43L42 114L44 117L48 118V117H50V115L52 113V106L47 105V107H45ZM220 108H217V109H220ZM257 108H259V109H257ZM3 109H1V110H3ZM9 109L10 108L7 109V111H6L7 113L5 112L6 116L4 115V112H2V114H1V111H0V116H2V115L4 116V117L2 116L3 119L0 118V128H2V129H0V131L2 130L0 132V155H3V156H0V157H3L0 159H2L1 161H3V160L5 161V163L0 162V173H1L0 174V185H1L0 187L1 188L4 185L6 179L9 175V171H10L9 170V162H11V164L14 163V156H13L14 154L13 153L19 152L20 154H22L26 158H28V159L30 158L29 160L37 159V155L33 156L32 155L33 153H30V154L25 153V152H23L22 148H20L21 146L19 145L20 146L19 147L17 145V142L20 139H22L24 137L29 139V132L28 131L23 136H17V137L12 136L8 133V131H10V129L13 128V126L9 120L11 117V115H10L11 112H8ZM110 110H112V111H110ZM219 111H218V113L220 115L221 112H219ZM222 113H223V111H222ZM116 114H118V113H116ZM231 114H230V120H231L230 122L237 123V117H234V116L232 117ZM224 115L223 114L220 115V116H222V117H220L221 120L224 119ZM135 116L141 117L140 122H138L139 119H137L138 121H136ZM7 117H8V120H7ZM254 119H252V120H254ZM255 120L252 121V123H254V125H257L259 127L263 126L262 123H259V125H258V122H260L261 119H260V121H258L259 118H257L256 121ZM114 121H115V124H114ZM132 121H135V122H132ZM245 121L248 122L246 119H245ZM50 124H51V121L48 120L45 127H43V129L41 131L42 133L40 132V134L42 135V136L40 135L41 136L40 140L47 147H50L53 144V140L51 139L50 134H49V130H50V126H51ZM254 125H253V127L255 129V127H257V126H254ZM140 126L142 128H140ZM143 127H145V129H143ZM256 129H259V128L257 127ZM6 130H7V132H6ZM220 131H221V129H220ZM61 139L62 138H60V140ZM252 142H253L252 139H248V140L243 141V143L242 142L241 143L240 142L225 143L226 147H227V149H226L227 151L223 152L225 150H222V153H223L222 158L224 159L225 158L224 155H228L227 157H228L229 165L226 164V161H225L226 159H225V160H222L225 163L224 162H223L224 164L221 163L220 166H219L218 162H216L215 164L209 163L210 166L204 163L206 165L205 166L203 163L201 164V162H200V160H202L200 155L198 156V154L196 152H195V154H192V152H194V151H189L190 154L188 152L185 154H180L182 156V158L180 157V155L177 156L175 153L171 156L173 158V159H171V161L175 160L174 164L178 167V171H179L180 175L188 177L189 179L197 178L200 175L199 178L203 179V181L205 180L203 182L204 186H207L208 184L212 185L213 180L216 181V182L215 181L213 182L215 184H213V186H212L214 188V190L212 189V191H211L212 195L207 193V194H204L203 197H207V198L213 197L216 194L215 190H219V192L217 191V194L220 193L219 196L216 194L218 197H216V195H215V197L213 199L210 198V202L212 204H209L210 202L205 200L207 198L202 197V198L198 199L195 192H193V190H191V189H188V188L186 189L185 186H184L185 188L183 186H180V188H179L180 192L178 191L179 190L178 188H177L178 190L177 189L174 190L175 192L173 191L172 202H173L175 208L178 210V216L180 215V218L188 217V216L191 218H193V216L197 217V215H193V213L194 214L199 213L198 218H195V220L196 221L198 220L197 221L198 225L201 223L200 227L202 229L199 227L200 230H198L197 229L198 227H195L196 226L195 225L194 226L195 228L192 226V228L189 229L187 234L184 231L183 232L185 233V236L188 239L190 236H192V237L196 236L198 238L197 241L202 239V240L198 241L201 243L190 242L182 234H181L182 235L181 236L179 232H181L183 229H182L181 223L179 221H178L179 223H175V225H177V226H174V227L169 229V231L171 232V235H170V238H171L173 235V232L177 231L175 229L180 225V228L178 227V230L180 229L181 231L177 232L178 234L175 232L176 235H173L172 238L175 237L174 238V241H175L176 238L181 237L180 239L178 238L179 242L185 240L186 241V242L184 241L186 243L185 245H187V247H189V249L187 251L184 250V249H187L183 246L184 243H182L183 244L182 246L184 247V249H182L183 247L181 248V245H177L176 248L179 249V246H180V249L182 251L177 250L175 248V245L177 244V242H175L176 244L175 243L172 244L171 245L172 250L169 251V252L172 251L171 253L173 255L172 254L169 255L170 253L166 254V253H168L166 251H168V249H171V248H169L170 245L167 246L170 243V241H168L166 243L165 240L163 239V238H165V236L163 235L164 231L163 230L159 231L157 229V231H154V232H145L146 228L145 229L140 228L141 227L140 225H142V224L140 223L141 221L139 220V216L141 214H142V216L144 215V217H148V218L158 217V214H159V213H156V214L153 213L154 211L158 210V207L155 205L154 196L149 195L148 193L145 192V190H143L141 188L142 191L140 190L138 192V194H139L138 197L129 193L125 198H117L116 197L113 200V202H112L113 209L118 207L119 210H116V211L114 210L115 213L113 212L112 215H110L108 213L104 214L103 219L105 221L107 220V223L104 224L103 227H102V225H100V219L96 215V204H95V202H93V200H91V199H87V198L84 199L86 202H89L90 212H91L90 213L91 214V223H90V227H89V236L90 237L86 238L87 240L89 239V241H88L89 243L86 241L88 243V245H84V247L86 246L88 248L90 245V250H87L86 248L83 249L81 247V245H83V243H84L83 240H86V239L81 238L82 240L79 241V235L75 232V230L73 228H72L73 230L70 228V226L74 222V220L71 217L72 214H70L71 216L70 215H62L60 212L52 210L51 208H49V206L47 204H43V206H42L43 209H41V210H43L42 211L43 214H42V216L39 217L36 224H38V223H40V225L44 224V226H46L45 228H47V230H49L48 227L50 226L51 223H53L55 225L54 230L57 232L62 231L61 234L59 232H58L59 234L55 233V231L53 232V229H52L53 224L50 226L52 229V233L50 232L51 230L45 231L46 234L43 233L44 231L42 232L41 230L38 232L37 231L38 228L39 227L41 228L42 226L38 225L39 227L36 230L35 229L37 227L36 224L32 225L30 228H28V230H25L26 228L23 230H20L16 235H13V237H12L19 242L20 246H22L24 244V247H19V249L17 250L18 252L16 251L19 255L15 252L17 254L16 255V254H14V252H11V250L8 247L7 237L9 236L8 235L9 233L7 232V230L5 228L3 230L0 229V231H2V233L4 232L3 235L5 237L4 238L5 242H3V243H5V247L3 246L4 244H2V240L0 242V264H10V261L13 262V260L16 264H27L29 262V261L28 262L26 261V259L28 258V254H29V257L33 256L32 254L30 256V251H31V253L34 254V251L36 250V248L37 249L41 248V247H38L39 245H42L41 243H39V241L43 242L44 245H46L45 243L50 242L51 244L50 243L49 244H50V246L53 247V248L52 247L51 248L53 249L55 254L50 255L51 254V251H50V252H48L49 256H46L45 250L42 249L43 248L42 247L41 249L44 250V256L43 255L41 256V254H38L35 258H33L35 256V254H34V256L31 257V259H29V258L27 259L30 261H32V258H33V260L35 259L33 264H40V263L45 264L42 261H45L49 258H50L48 260L49 262L52 260L54 261V259H57V260H55L56 262L54 261V263L52 262V264H71V263L72 264H74V263L75 264H106L105 261L107 262V260H108L107 264H109V262H111L110 264H124V263L125 264L126 263L127 264H147V262L149 264H152L154 262H155V264H161V262L163 261L164 258L167 260V258H169V257L170 258L172 257L171 260H173L169 264H183V263L184 264H201L200 261H203L202 264H204L206 262L207 258H208L207 259L208 261L209 260H211V262L215 261L217 264H264V158L259 159V156H260L259 155L258 156L259 160L255 159V160H253V162H252V159L249 161L243 162V164H240L237 162L238 161L237 158L246 152L247 147L249 145L251 146ZM90 144L91 145L93 144V139H91ZM237 144H239V147H236ZM91 145H89V147ZM93 146H96V144L95 145L93 144ZM93 146H91V147H93ZM197 147H199V144H197ZM244 147H245V149H242ZM238 148H240V149H238ZM96 149L94 147L92 148L93 151L94 150L96 151ZM257 149L258 148L256 147L255 150H257ZM237 151H239V153H237V155H236L235 152H237ZM5 153H6V155H5ZM7 153H8V156H7ZM184 156H186L187 158L185 159ZM194 156L195 157L198 156L197 158H200V160L198 159L199 161H197V158H194ZM262 156H264V155H262ZM174 157H175V159H174ZM177 159H179V160H177ZM184 159H185V162H184ZM193 159H196V160H193ZM6 160H8V162ZM186 160H187V162H186ZM193 161H194V163L196 161L198 166H201V168L203 169V171H202V170H199L201 168L198 169V167H197V169H196V167H195L196 170H194V173H193L195 175L194 177H193V174L191 172L193 170L192 166L195 165V164H192ZM177 162H178V164H177ZM185 163H187V164H185ZM217 164H218V166H216ZM245 164H247V165L253 164V166L254 165L259 166V164H261L262 166L260 165L261 167H258V168L256 167V169H254L253 166H252L253 169H250V166H249V169L251 170L250 171V170H248V168L246 167ZM207 166H208V168L210 167L213 171H211V169H207ZM221 166H223L225 169H227V167H228L229 169L227 171L229 174H227V172L224 168H220ZM241 166H245V168H247V169L246 170H244V168L240 169ZM4 168H7V169H5L7 174L4 170ZM183 168H186L187 170L186 169L184 170ZM44 169H46V170H44V177L50 178L51 175H50V173H47V171H48L47 167H44ZM188 170L191 172V174L188 172ZM242 170H244V172H246V174H244L245 176L244 175L242 176V174H241V177H244V178H241V177L239 178L240 173H238V172L242 173ZM207 176L210 177V179H212V182H210V183L208 182L210 180L209 178H206L207 181H206V179H204ZM225 178H226V180H225ZM247 178H248V180H247ZM102 180L100 181L101 183H104V182H106V183L103 185L101 183H99V186L97 188V190H98L97 191V197L98 198L103 197L104 191L108 190L109 192H111L112 191L111 188L113 187L112 193H114V191L118 188V185L113 183L110 178L106 177ZM89 183H90V181H89ZM206 183H208V184L206 185ZM90 185H91V183H90ZM101 185L103 187L99 188ZM88 186L89 185L86 186L84 183L81 184V187L83 189H85L89 195H92L91 194L92 190H90L91 186H90V189H88ZM219 186H221L222 189ZM68 187H72V184H70V183L66 184L65 188H68ZM215 187H219L220 189H217ZM1 188H0V190H1L0 195H1L2 190H3V188L2 189ZM181 188H182V190H181ZM99 189H100L101 194L99 192ZM101 189L102 190L106 189V190H104L102 192ZM73 190H74V188L72 187L69 191L72 192ZM183 190L185 192L187 191V193L189 192L188 195L183 193ZM108 191H107V195H108ZM213 191H215V192H213ZM226 193H227V195H226ZM174 194L177 197L174 196ZM189 194L194 195V196L191 195L192 201H191V196ZM222 195H223V197H225V195H226L225 198L227 200L226 199L223 200L224 198H221ZM150 196H151V198H150ZM91 197H89V198H91ZM149 198L151 200H149ZM196 198L199 202H197V200H195ZM203 199L208 203H205V201ZM218 199H219V203H218ZM2 200L3 199H2V195H1L0 196V205L2 204L1 203ZM178 200H179V202H177ZM213 200H215V202ZM222 200H223V202H221ZM194 201H196V202H194ZM220 202H221V204H220ZM140 203L143 204L142 206H144V207L140 206L141 209L138 207V205ZM200 203H201V205H200ZM211 205H213V206H211ZM114 206H116V207H114ZM120 206L121 207L124 206V207L121 208ZM131 206H132V208H131ZM212 207H214V208L211 209ZM136 208H137V210L140 209V211H137ZM192 208H193V210H192ZM195 208H197V209H195ZM48 209L51 211L49 212ZM182 209H184V210H182ZM118 211H119V213H118ZM132 211L134 213L135 212H137V213L134 215V213H131ZM202 211L204 212V216L202 215V213H200ZM48 212L50 213V215H48ZM149 212H151V214H149ZM0 213H1V211H0ZM205 213H206V215H205ZM207 213H209V214H207ZM187 214H189V215H187ZM1 215H3V213ZM215 215H216V217H215ZM206 217L207 218L208 217H215L216 219L219 217V219H217L219 221V223L216 219L213 222L217 225V227L215 224H213L214 227H212L213 225L211 223L212 222L211 220L213 218H211V220H210V218H208L211 221L210 222ZM1 219L2 218H0V221H1ZM103 219H101V220H103ZM177 219H178V217H177ZM201 220H205V221L203 222ZM118 221H120V223ZM206 221H208V222H206ZM66 222H67V224H65ZM2 223L5 224L6 221L4 220V222L2 221ZM221 223H223L224 225ZM69 224H70V226L66 227ZM92 224H93V226H92ZM202 224H205V225L208 224L209 226L206 227V226H203ZM1 225L2 224H0V228H3L4 226L1 227ZM119 225H122V226L125 225V226L119 227ZM118 227L119 228L122 227V228L114 230L115 232H113L111 234L105 233L106 231L112 232L113 230L111 231V229L118 228ZM205 227H206V229H205ZM218 227L220 229L224 227L223 229H224V231L225 230L226 231L224 232L223 229L220 230ZM56 228H58V229L56 230ZM126 228H128V229H126ZM149 229L150 230H148V231L152 230V228H149ZM142 230H144L143 233L141 232ZM154 230H156V229H154ZM192 230H193V232H192ZM213 230H216V231H213ZM165 231L168 232V230H165ZM195 231H197L196 233L197 234L199 233V235H197L196 233L193 234ZM170 232H168V233H170ZM103 233H105L106 235L103 236ZM65 234L68 235L69 238H68V236L66 238ZM213 234H215L216 237L213 236ZM3 235L2 234L0 235L1 236L0 239H3V237H2ZM70 235H71L72 239H71ZM134 235H136V236H134ZM218 235H220V237ZM19 236H21V238ZM105 236L109 237V239L107 241L108 244L106 243V245H104V243H103ZM143 237H146V238L147 237H150V238L154 237L156 240L153 242L150 240V238H147L150 241H148L146 239L144 241V239H142ZM201 237H204V238H201ZM32 238L34 240L40 238L41 240L38 239L39 241H37L39 243V245H38V243L33 241ZM131 238H133V240ZM20 239H22V240H20ZM31 239H32L33 243L36 244V246L38 245L36 248L33 247V249H32V247H31V249H30L29 246L34 245L33 243H32L33 245L30 244V242H32ZM70 239L73 241V243L75 245L70 243V241H71ZM157 239H160V241H159L160 243L158 242ZM192 239L193 238H191V240ZM225 239L228 241L227 243L230 242L231 244L230 243L229 244L224 243L222 246L225 247L227 245H231V247L227 246V250H230L229 254L231 253L230 256L228 254L226 255L225 251L223 253V250H222V253L219 252V250L221 251V249H219L220 247H218V249H217L219 252L218 254L211 252V249H210L211 246L210 245H213V251L217 252L216 250H214V247L217 248V245H219V243L217 241H220V243H221L222 241L225 242L226 241ZM161 240L164 243L161 242ZM193 240L195 241L196 239H193ZM214 240H216V242ZM21 241L24 243H21ZM117 241L119 244H120V242H122V244L125 243L127 245V246L122 245L123 249H121L120 251L123 250V252H120L118 250L121 246L118 247L116 245V244H118V243H116ZM139 241L142 242L140 245L138 244ZM174 241L172 240V243ZM202 241H204V243ZM211 241H214V242H211ZM79 242H81L82 244ZM211 243H214V244H211ZM215 243H218V244L215 245ZM49 244H47V245H49ZM113 244H114V246H112ZM135 244L139 245L140 247L135 246ZM192 244H193V246L194 245L196 247L198 246V249H199V247H202V246H205V247L208 246L207 248H204V247H202L203 249L201 248L202 253L204 252L202 256H201L202 253L199 255L201 257V259H197V253H196L197 251H195V249H194L195 247L193 248ZM44 245H42V246H44ZM62 245H65V248H63L64 247L63 246L61 249L60 246H62ZM148 245H150V246H148ZM66 246H69V247L67 248ZM108 246H109V248H108ZM111 246L113 248L116 247V249L111 248ZM134 246H135V249L133 250L132 248H134ZM155 246H157V247L161 246L163 248L162 249H161V247L157 248V249H160L161 251L160 250L159 251L158 250H152V248L156 249ZM164 246H167L168 249L165 250ZM222 246H221V248H223ZM173 247H174V249L179 251L180 254L178 252L175 253V250L173 249ZM228 247H230V248L228 249ZM4 248H5V250H4ZM147 248H148V250L142 251V249L144 250ZM52 249H49V250H52ZM111 249H113V250H111ZM163 249H164V251H163ZM191 249L194 252L193 255L190 253ZM22 250H23V252H21ZM46 250H48V249H46ZM130 250L132 251L131 253H129ZM227 250H226V252H227ZM37 251L39 253V249ZM184 251H186L188 255L190 254L189 255L190 257L187 258V256L185 255L184 256L185 259H184V257H182V258L179 257V259L176 257L177 260L174 259L175 255L181 256V255H183L182 253ZM57 252L59 254H61L62 256H64V257L66 256V257L64 258V257L59 256V254ZM105 252L110 255V256H108L109 259H111L112 254L115 253V255L113 254V256L116 259V261L114 258H113V261H112V259L109 260L106 257L108 254L106 255ZM110 252H112V254ZM164 252H166V253L164 254ZM186 252H185V254H186ZM199 252H198V254H199ZM104 253L106 256H104ZM158 253L160 256H163V259L156 255ZM46 254H47V252H46ZM57 254H58V258L53 257V256H56ZM154 254H155V258L151 257L152 260L148 261V258L146 260V257L150 258V256H152ZM10 255L12 258H10ZM15 255L17 256V258L15 257ZM67 255H69V256L67 257ZM74 255L79 257V258H76ZM164 255H166V256L164 257ZM192 256H194V257H192ZM199 256H198V258H199ZM14 257H15V259H14ZM18 257L20 258L19 262L17 261ZM59 257L62 259V261H60L61 259ZM70 257L76 258V259L74 261H70V263L63 262L64 260H66L68 258L71 259ZM141 257H142V260H141ZM203 257L206 259H204ZM219 257L220 258L222 257L224 260L220 259ZM80 258H81V260H80ZM117 258H118V260H117ZM134 258H135V260H137L136 261L137 263L134 262L135 261ZM138 258H140V260ZM157 258H160V260ZM189 258H191V259L188 260ZM9 259H11V260H9ZM58 259H60L59 262H58ZM132 259L134 261L129 262ZM218 259H219V261L222 260V263H219ZM71 260H73V259H71ZM144 260H146V261H144ZM156 260H159L161 262L158 263L159 262L158 261L156 263ZM196 260H198V261L200 260V261L196 262ZM76 261H78V262H76ZM169 261H165V262H169ZM38 262H40V263H38ZM211 262L205 263V264H212V263L214 264L215 263V262H212V263ZM223 262H226V263H223ZM48 264H51V263H48Z\"/></svg>",
    "mask_w": 264,
    "mask_h": 264
}]
</instances>
